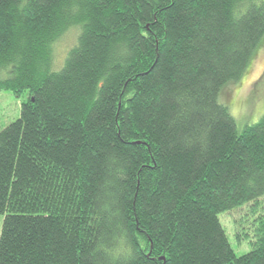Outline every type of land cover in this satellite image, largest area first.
I'll list each match as a JSON object with an SVG mask.
<instances>
[{"label":"trees","instance_id":"obj_1","mask_svg":"<svg viewBox=\"0 0 264 264\" xmlns=\"http://www.w3.org/2000/svg\"><path fill=\"white\" fill-rule=\"evenodd\" d=\"M263 37L264 0H0V264H264L218 220L264 196V116L218 98Z\"/></svg>","mask_w":264,"mask_h":264},{"label":"rangeland","instance_id":"obj_2","mask_svg":"<svg viewBox=\"0 0 264 264\" xmlns=\"http://www.w3.org/2000/svg\"><path fill=\"white\" fill-rule=\"evenodd\" d=\"M77 36L78 29H69L53 45V70H59L67 51L76 44ZM27 98L26 91L17 97L10 91L0 90V131L19 118L21 105ZM218 98L228 107L238 131L264 116V37L241 78L225 85ZM218 220L235 255L250 252L264 235V196L221 213ZM2 221L0 216V234Z\"/></svg>","mask_w":264,"mask_h":264}]
</instances>
